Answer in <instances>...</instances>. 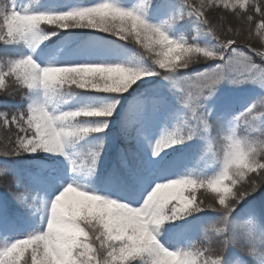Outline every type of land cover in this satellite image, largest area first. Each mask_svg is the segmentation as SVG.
I'll list each match as a JSON object with an SVG mask.
<instances>
[{
	"label": "snow or ice",
	"instance_id": "snow-or-ice-1",
	"mask_svg": "<svg viewBox=\"0 0 264 264\" xmlns=\"http://www.w3.org/2000/svg\"><path fill=\"white\" fill-rule=\"evenodd\" d=\"M0 264H264V0H0Z\"/></svg>",
	"mask_w": 264,
	"mask_h": 264
},
{
	"label": "trees",
	"instance_id": "trees-1",
	"mask_svg": "<svg viewBox=\"0 0 264 264\" xmlns=\"http://www.w3.org/2000/svg\"><path fill=\"white\" fill-rule=\"evenodd\" d=\"M28 2L35 3L36 0H28ZM114 39V38H113ZM131 46V45H130Z\"/></svg>",
	"mask_w": 264,
	"mask_h": 264
}]
</instances>
